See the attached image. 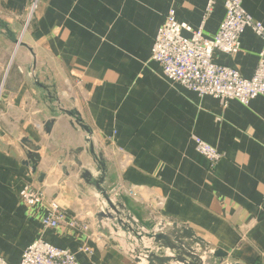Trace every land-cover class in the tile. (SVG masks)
Returning <instances> with one entry per match:
<instances>
[{"label": "crops", "instance_id": "crops-1", "mask_svg": "<svg viewBox=\"0 0 264 264\" xmlns=\"http://www.w3.org/2000/svg\"><path fill=\"white\" fill-rule=\"evenodd\" d=\"M33 1L0 0V21L10 31L0 27L5 259L20 264L41 238L80 264H139L97 217L106 206L94 184L103 162L101 185L122 212L148 228L188 225L230 262L264 264V96L249 104L200 96L169 80L152 57L169 11L198 29L208 0H39L27 25ZM243 6L264 24V0ZM225 13L218 0L206 37L218 33ZM261 49L248 28L239 53L217 51L214 61L252 78ZM195 135L224 154L216 165L197 150ZM26 142L39 148L35 162ZM28 185L60 203V226L42 224L47 205L23 201Z\"/></svg>", "mask_w": 264, "mask_h": 264}, {"label": "built area", "instance_id": "built-area-1", "mask_svg": "<svg viewBox=\"0 0 264 264\" xmlns=\"http://www.w3.org/2000/svg\"><path fill=\"white\" fill-rule=\"evenodd\" d=\"M218 0H208L204 20L198 29L187 23L179 22L176 10L172 8L159 28L152 48V57L159 62L165 76L200 96H214L223 102L239 100L249 104L253 99L264 96V24L253 18L244 8L243 0H224L225 18L218 33L213 38L204 35V24L212 13ZM39 0L30 4L27 25L32 19ZM251 28L262 40L259 62L252 78H244L230 66L214 61V54L221 51L235 55L241 50V36ZM184 31L190 33L185 36ZM1 116V107H0ZM197 150L211 165H216L224 156L222 152L195 135ZM136 195L135 191H131ZM23 201L29 206L38 203L47 205V215L43 217L45 228H56L65 220L66 215L60 203L45 200L43 192L28 185L21 193ZM46 202V203H45ZM73 224V223H72ZM84 251L91 252L88 246ZM0 264H10L0 250ZM20 264H80L73 252L68 249L38 239L27 246Z\"/></svg>", "mask_w": 264, "mask_h": 264}, {"label": "water", "instance_id": "water-1", "mask_svg": "<svg viewBox=\"0 0 264 264\" xmlns=\"http://www.w3.org/2000/svg\"><path fill=\"white\" fill-rule=\"evenodd\" d=\"M0 27L10 33L4 22L0 21ZM51 124L52 121L47 124L48 128ZM26 144L32 153L29 160L35 162L40 157L37 153L39 148ZM101 165L103 176L94 184L105 197L106 206L97 217L101 223H110V235L132 247L129 253L139 264H244L230 262L225 250L206 242L188 225L161 222L154 228H148L132 215L122 212L121 205L115 204L101 185L106 175L105 163Z\"/></svg>", "mask_w": 264, "mask_h": 264}, {"label": "bare ground", "instance_id": "bare-ground-1", "mask_svg": "<svg viewBox=\"0 0 264 264\" xmlns=\"http://www.w3.org/2000/svg\"><path fill=\"white\" fill-rule=\"evenodd\" d=\"M131 191H135V190H134V189H130V190H129V193H130L131 195H134V194L131 193Z\"/></svg>", "mask_w": 264, "mask_h": 264}]
</instances>
